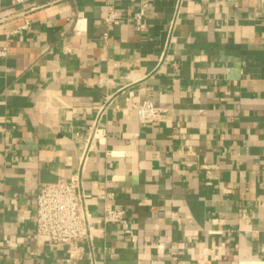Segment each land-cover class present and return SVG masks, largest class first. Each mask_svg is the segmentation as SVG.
I'll list each match as a JSON object with an SVG mask.
<instances>
[{
    "label": "crops",
    "instance_id": "0c3cea01",
    "mask_svg": "<svg viewBox=\"0 0 264 264\" xmlns=\"http://www.w3.org/2000/svg\"><path fill=\"white\" fill-rule=\"evenodd\" d=\"M176 2L140 30L142 0H0V264H264V0H184L170 39ZM147 98L165 113L145 124L127 105ZM98 116L88 207L101 226L110 190L125 220L67 262L29 236L37 195L78 171Z\"/></svg>",
    "mask_w": 264,
    "mask_h": 264
},
{
    "label": "built area",
    "instance_id": "2783aa9c",
    "mask_svg": "<svg viewBox=\"0 0 264 264\" xmlns=\"http://www.w3.org/2000/svg\"><path fill=\"white\" fill-rule=\"evenodd\" d=\"M17 3L28 2L32 0H15ZM184 0H177L174 15L169 26V37L172 38L173 31L179 20L180 12ZM152 0H142L141 5L134 11L133 17L139 22L138 29L144 30L147 24L144 21ZM83 12H77V18L81 17ZM123 19V11L118 9L113 2L107 5V14L104 18L109 28L118 24ZM31 27L30 18H25V22L10 34L22 33ZM108 37V33H106ZM8 53V44L0 47V56H6ZM104 104L100 108V114L107 108ZM127 107L135 112L141 123H153L159 121L165 113V109L155 104L150 99L142 101L129 100ZM100 116L91 127V138L87 142L85 153L81 157V163L78 171L69 179H60L56 182L47 183L43 186L37 195V208L34 214L35 230L29 236L38 245L55 244L62 245L66 250L65 260L73 262L82 258L84 253L83 243L92 244L95 231L98 229L105 232L110 224H121L125 220L126 210L116 207L108 202V199L114 196L110 190H100L97 195L107 200L103 210L102 223L93 222V214L88 207V197L83 180V173L88 160V151L91 143L98 140L100 143L105 141L106 130L99 126ZM114 155L115 152L109 151Z\"/></svg>",
    "mask_w": 264,
    "mask_h": 264
}]
</instances>
